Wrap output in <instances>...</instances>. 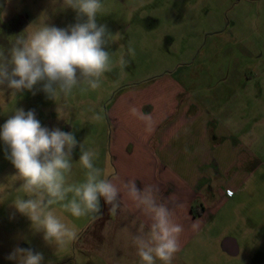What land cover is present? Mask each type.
<instances>
[{
    "label": "rangeland",
    "instance_id": "1",
    "mask_svg": "<svg viewBox=\"0 0 264 264\" xmlns=\"http://www.w3.org/2000/svg\"><path fill=\"white\" fill-rule=\"evenodd\" d=\"M103 3L97 24L119 37L105 46L113 54L112 70L105 73L101 87L84 92L74 89L72 95L59 96L56 101L39 90L42 85L36 86L35 95L25 90L15 98L10 97L11 90L6 86L0 88L4 92L0 97L4 101L0 105V128L14 109H23L34 110L42 127L72 132L78 144L72 152L70 182H81L85 170L78 163L80 144L98 152V167L107 160L114 168L109 116L113 109L129 115L128 107L115 102L118 94L133 89L138 93L137 100H159L154 89L147 90L152 83L166 78L164 83L178 84L183 90L181 99L192 100L199 111L236 133L240 143L238 177L221 182L233 187L236 195L208 204L213 208L212 217L196 238L195 254L206 264L208 259L216 264H264V0ZM1 5V19L8 21L17 15L27 23L26 28L43 20L58 28L83 22L78 21L75 10L63 7V0H0ZM130 46L134 56L128 54ZM121 56L128 61L126 66L119 64ZM97 114L103 118L95 119ZM128 131L132 135L138 132L134 126ZM7 151L0 140V185L7 186L0 189V264H17L7 258L16 247L41 253L42 264H91L93 257L81 245L88 241L98 221L72 217L62 205H53L58 216L78 229V237L58 249L47 243L43 232L36 231L30 219L14 207L13 200L25 194L17 191L22 181H12L17 170L6 158ZM210 173L193 172L190 179L196 182V192ZM105 206L101 198L102 211L107 210ZM228 239L238 244V251L231 255L219 250L221 242ZM199 243H209L210 247L202 250Z\"/></svg>",
    "mask_w": 264,
    "mask_h": 264
},
{
    "label": "clouds",
    "instance_id": "2",
    "mask_svg": "<svg viewBox=\"0 0 264 264\" xmlns=\"http://www.w3.org/2000/svg\"><path fill=\"white\" fill-rule=\"evenodd\" d=\"M63 7L75 10L78 21L83 22L58 28L43 20L12 38L7 50L0 47V88L10 89V97L15 98L25 90L35 95L36 86L42 85L39 90L56 101L59 96L72 95L74 89L84 92L100 88L105 73L112 70L113 54L105 46L119 35L113 36L105 25L97 24L103 0H63ZM128 54L135 55L131 46ZM127 63L121 56L119 64L126 66ZM3 96L4 92L0 91V97ZM3 104L0 100V105ZM13 111L0 128V140L9 150L6 158L17 170L12 181H22L17 191L25 194L14 199L13 204L30 219L36 231L43 232L47 243L58 249L78 237V229L58 216L53 205H62L72 217L96 221L103 216V198L112 215L126 202V207L138 210L145 218L130 235L139 264H172L180 250L184 228L177 223L173 209L161 202L157 186L145 184L141 188L135 180H122L107 160L103 167H98V152L84 143L79 145L78 163L85 170V178L70 182L72 152L78 144L74 134L42 127L34 110ZM129 115L144 124L147 139L155 128L151 114L133 106ZM94 118L103 117L97 114ZM6 188L0 185V189ZM198 223L193 222L192 227H198ZM7 258L17 264H42L43 261L41 253L21 247L14 248Z\"/></svg>",
    "mask_w": 264,
    "mask_h": 264
},
{
    "label": "crops",
    "instance_id": "3",
    "mask_svg": "<svg viewBox=\"0 0 264 264\" xmlns=\"http://www.w3.org/2000/svg\"><path fill=\"white\" fill-rule=\"evenodd\" d=\"M3 6H0V43L7 50L11 46L10 40L25 32L27 23L17 15L8 21L1 19ZM165 79L152 83L147 89H154L159 100H137L138 93H133L132 88L131 92L126 89L118 94L117 105L123 103V107L129 109L135 106L143 113L151 114L155 128L145 139L141 121L131 115L118 114L113 109L109 116L113 128L110 147L113 165L124 181L135 180L141 188L145 184L157 186L161 202L173 209L177 223L183 225L181 247L172 264H206L202 256L195 254L198 248L196 238L212 217L213 208L209 205L236 195L233 187L221 182L238 177L240 143L236 133L199 111L198 105L189 98L181 99L183 90L173 82L164 83ZM141 92L145 93L146 89ZM127 123L138 132L132 135L128 131L132 128L127 127ZM200 170L212 173L206 180L203 178V185L196 192V182L190 177ZM125 204L122 203L116 215H112L110 206L105 204L107 210L97 220L98 224L92 229L88 241L81 245L93 257L91 264H139L130 235L136 232L145 218L138 210ZM177 204L182 207H177ZM193 222H199L198 227L193 228ZM226 242H229L228 246ZM199 245L202 250L210 247L209 243ZM219 250L231 255L233 251H238V244L232 239L224 240ZM207 262L216 264L209 259Z\"/></svg>",
    "mask_w": 264,
    "mask_h": 264
},
{
    "label": "built area",
    "instance_id": "4",
    "mask_svg": "<svg viewBox=\"0 0 264 264\" xmlns=\"http://www.w3.org/2000/svg\"><path fill=\"white\" fill-rule=\"evenodd\" d=\"M229 195H232V192H229Z\"/></svg>",
    "mask_w": 264,
    "mask_h": 264
},
{
    "label": "flooded vegetation",
    "instance_id": "5",
    "mask_svg": "<svg viewBox=\"0 0 264 264\" xmlns=\"http://www.w3.org/2000/svg\"><path fill=\"white\" fill-rule=\"evenodd\" d=\"M226 244H227V246H228L229 242H226Z\"/></svg>",
    "mask_w": 264,
    "mask_h": 264
}]
</instances>
